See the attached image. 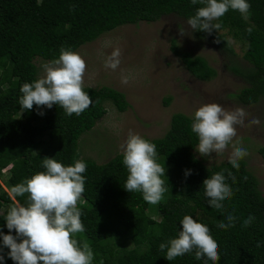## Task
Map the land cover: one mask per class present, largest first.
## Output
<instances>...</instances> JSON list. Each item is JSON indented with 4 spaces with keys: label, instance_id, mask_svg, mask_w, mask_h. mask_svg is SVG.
<instances>
[{
    "label": "trees",
    "instance_id": "1",
    "mask_svg": "<svg viewBox=\"0 0 264 264\" xmlns=\"http://www.w3.org/2000/svg\"><path fill=\"white\" fill-rule=\"evenodd\" d=\"M247 2V20L230 8L213 21L220 23L218 30L211 34L196 31V35L219 41L225 50H231L227 34L245 45L244 58L252 68L239 73L249 85L235 97L250 105L264 100V0ZM203 6L199 2L193 5L191 0H0V233L15 235V230L10 233L7 228L5 216L14 204L26 206L28 202L27 194L14 197L13 186L46 171L42 164L46 157L65 166L82 160L86 164L82 174L85 191L78 208L85 230L74 238L81 246L85 241L89 244L92 264H205L206 258L197 260L194 251L169 261L165 258L167 249L159 248L161 243L178 237L185 215L209 228L219 245L220 258L215 264H264V194L259 180L243 159L239 169L229 161L208 166L199 159L195 153L198 137L191 131L193 117L174 113L162 137H144L156 145L157 162L172 174L164 180L167 191L157 204L158 221L148 213L151 204L141 192L129 193L124 188L128 171L122 153L99 164L79 151L80 138L107 114V102L120 112L130 107L123 92L107 86H83L92 104L79 116H68L59 105L51 109L33 105L25 110L19 104L21 86L39 78L37 58L58 59L62 48L76 52L124 25L151 23L169 14L188 20ZM171 48L199 80L217 76V70L204 57L181 50L176 40H172ZM170 101L168 98L166 104ZM40 111L44 114H38ZM259 153L264 159V146ZM217 172L224 174L225 183L232 189L222 210L209 205L203 185L204 179ZM230 214L236 218L234 226L217 227L221 222L228 223ZM249 215L255 219L244 227ZM122 237H129L135 246L116 247L113 241ZM0 249L4 255L0 264H15L7 255L10 249L3 245L2 235ZM206 264L213 262L207 260Z\"/></svg>",
    "mask_w": 264,
    "mask_h": 264
},
{
    "label": "clouds",
    "instance_id": "2",
    "mask_svg": "<svg viewBox=\"0 0 264 264\" xmlns=\"http://www.w3.org/2000/svg\"><path fill=\"white\" fill-rule=\"evenodd\" d=\"M204 4L194 16L187 20L188 27L193 31H204L209 34L218 30V21L231 8L238 10L244 19H248L250 4L247 0H191L193 5ZM247 31L251 33L252 29ZM183 36L184 31L180 30ZM219 42V41H217ZM121 50L114 49L105 60V68L115 70L120 64ZM44 75L32 83H24L20 92V106L31 110L59 105L68 116H79L91 104L92 100L83 89L85 60L76 52L61 49L58 59L43 66ZM122 83L128 82L122 77ZM43 115V111L38 112ZM246 112L243 108L226 111L218 103L203 104L195 110L191 131L198 137L196 151L203 157H211L213 153L222 154L232 145L229 163L239 169V161L247 155V150L233 144L237 135L236 126H243ZM259 124L256 118L250 121ZM122 147L123 164L128 171L124 188L130 192H141L143 199L149 204H158L167 189L162 176L165 167L156 160V145L129 132ZM46 171L37 172L31 178L12 187L15 196L27 194V205L14 204L7 212L6 226L15 230V235L0 233L3 245L10 251L7 255L15 264H92L93 251L85 241L79 244L75 234L84 232L81 222V210L78 201L85 191L86 164L76 160L73 165L65 166L53 158L46 157L43 162ZM189 174L185 172V176ZM232 176V173H228ZM233 180L235 177H232ZM205 196L209 198L211 207L222 210L223 201L232 195V189L225 183V176L217 172L203 181ZM235 217L227 216L228 223L221 222L217 227L227 229L234 226ZM255 219L249 215L243 226H249ZM177 238H172L167 244L161 243L160 250L166 251L165 258L169 261L186 253L195 252L197 260H210L215 264L219 260L218 243L210 234L209 228L197 222L190 215H185L180 222ZM259 246V244H258ZM2 252V249H0ZM4 255L0 254V261Z\"/></svg>",
    "mask_w": 264,
    "mask_h": 264
},
{
    "label": "rangeland",
    "instance_id": "3",
    "mask_svg": "<svg viewBox=\"0 0 264 264\" xmlns=\"http://www.w3.org/2000/svg\"><path fill=\"white\" fill-rule=\"evenodd\" d=\"M180 30L184 31L183 36ZM227 38L231 50L223 49L213 38H199L196 31L192 32L188 27L187 19L169 14L155 22L121 26L78 49L76 53L86 62L83 86L114 88L123 92L130 103L125 112H120L111 102L106 103L107 114L79 140L82 156L99 164L106 163L122 153L121 146L130 131L143 138L162 137L169 129L174 113L182 112L193 117L198 107L215 102L226 111L243 108L246 112L243 126H236L233 144L238 140V146L247 150L243 160L258 178L264 194V159L259 153V148L264 146V100L247 105L235 97L249 85L239 72H246L252 65L244 58L245 45L229 34ZM172 40L177 41L181 50L207 59L217 70V76L203 81L192 75L173 53ZM116 48L121 50L119 66L115 70L105 68L106 58ZM35 62L41 78L44 75L42 66L50 61L37 58ZM122 77H127L126 84L121 82ZM168 98L171 101L167 105ZM254 118L260 123H250ZM231 151L232 145H229L224 153H213L211 157L195 153L211 166L229 161ZM168 171L162 176L163 180L171 177ZM4 179H7V171ZM172 179H177L174 173ZM156 210L157 204H151L148 213L160 221ZM113 242L116 247L135 246L129 237Z\"/></svg>",
    "mask_w": 264,
    "mask_h": 264
}]
</instances>
